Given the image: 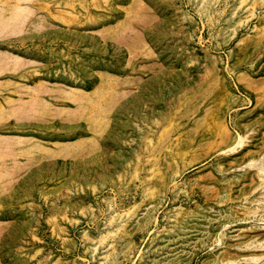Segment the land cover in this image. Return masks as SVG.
I'll return each instance as SVG.
<instances>
[{"label":"rangeland","instance_id":"obj_1","mask_svg":"<svg viewBox=\"0 0 264 264\" xmlns=\"http://www.w3.org/2000/svg\"><path fill=\"white\" fill-rule=\"evenodd\" d=\"M0 264H264V0H0Z\"/></svg>","mask_w":264,"mask_h":264}]
</instances>
